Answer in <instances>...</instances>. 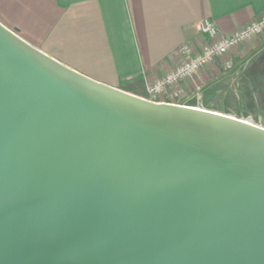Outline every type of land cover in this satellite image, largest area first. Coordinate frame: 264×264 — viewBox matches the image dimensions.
<instances>
[{
  "label": "water",
  "instance_id": "obj_1",
  "mask_svg": "<svg viewBox=\"0 0 264 264\" xmlns=\"http://www.w3.org/2000/svg\"><path fill=\"white\" fill-rule=\"evenodd\" d=\"M0 264H264V126L107 85L0 22Z\"/></svg>",
  "mask_w": 264,
  "mask_h": 264
},
{
  "label": "crops",
  "instance_id": "obj_2",
  "mask_svg": "<svg viewBox=\"0 0 264 264\" xmlns=\"http://www.w3.org/2000/svg\"><path fill=\"white\" fill-rule=\"evenodd\" d=\"M263 12L264 0H0V22L26 42L92 79L145 98L146 84L180 62L179 45L198 47L197 21L209 19L224 36ZM252 48L264 52V33L237 45L231 57L243 58ZM200 73L204 82L215 79L210 67ZM180 85L177 99L192 87L187 80Z\"/></svg>",
  "mask_w": 264,
  "mask_h": 264
},
{
  "label": "built area",
  "instance_id": "obj_3",
  "mask_svg": "<svg viewBox=\"0 0 264 264\" xmlns=\"http://www.w3.org/2000/svg\"><path fill=\"white\" fill-rule=\"evenodd\" d=\"M194 28L198 34V47L188 43L179 45L176 52L181 56L180 62L171 71L148 82L145 86L147 95L168 96L174 100L183 94L180 84L184 80L192 88L199 89L203 82L194 78H198L203 68L225 70L231 66L228 54L233 48L264 33V12L224 36H218V30L209 19L197 21Z\"/></svg>",
  "mask_w": 264,
  "mask_h": 264
},
{
  "label": "rangeland",
  "instance_id": "obj_4",
  "mask_svg": "<svg viewBox=\"0 0 264 264\" xmlns=\"http://www.w3.org/2000/svg\"><path fill=\"white\" fill-rule=\"evenodd\" d=\"M247 42H251V40ZM233 49L228 54L231 62L230 67L225 70L215 68L212 77L215 79L208 82L203 81L200 73L198 78H194L203 82L200 88L191 87L186 92V98H176L174 101L216 110L264 126V79L261 81V88H258V93L254 91L253 86H246L245 84L248 82L252 85L249 82L250 76H248L250 69L255 68L261 76L260 69L262 66L264 68V53L258 48H252L243 58L235 59L233 56L231 57ZM146 98L153 101L163 100L164 102L170 100L168 96L159 97L149 94H146Z\"/></svg>",
  "mask_w": 264,
  "mask_h": 264
},
{
  "label": "trees",
  "instance_id": "obj_5",
  "mask_svg": "<svg viewBox=\"0 0 264 264\" xmlns=\"http://www.w3.org/2000/svg\"><path fill=\"white\" fill-rule=\"evenodd\" d=\"M262 53H264V52H262ZM253 69H254V71H253ZM253 69H250V71L248 73V76H250L249 82H251L252 85H250L248 82H245V84H246V86H253L254 91L256 93H258L257 91L261 88V81L264 79V68L262 66V68L260 69L261 70V76H260L259 72L255 70V68H253Z\"/></svg>",
  "mask_w": 264,
  "mask_h": 264
}]
</instances>
